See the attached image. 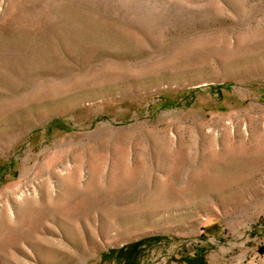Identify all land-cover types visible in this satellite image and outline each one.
<instances>
[{
	"label": "rangeland",
	"instance_id": "1",
	"mask_svg": "<svg viewBox=\"0 0 264 264\" xmlns=\"http://www.w3.org/2000/svg\"><path fill=\"white\" fill-rule=\"evenodd\" d=\"M0 264H264V0H0Z\"/></svg>",
	"mask_w": 264,
	"mask_h": 264
}]
</instances>
